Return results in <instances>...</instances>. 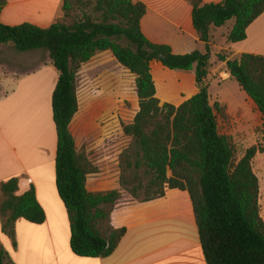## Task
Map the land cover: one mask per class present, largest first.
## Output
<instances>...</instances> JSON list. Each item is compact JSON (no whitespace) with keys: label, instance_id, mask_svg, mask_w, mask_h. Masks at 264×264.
<instances>
[{"label":"trees","instance_id":"trees-1","mask_svg":"<svg viewBox=\"0 0 264 264\" xmlns=\"http://www.w3.org/2000/svg\"><path fill=\"white\" fill-rule=\"evenodd\" d=\"M189 1L193 26L206 44L204 53L174 54L168 45L150 42L140 27L146 12L140 1L63 0L62 18L46 28L0 21V44L12 43L19 52L45 50L58 72L51 95L57 136L55 183L69 223L70 249L78 257L110 255L126 232L110 224L120 191L87 190L86 179L97 166L87 153L77 150L69 129L78 110L79 68L96 53L110 51L135 76L138 98L132 121L122 124V133L131 142L121 154V188L141 202L162 197L166 188L186 190L206 264H264V220L251 165L262 148L251 146L241 158L236 157L231 138L218 131L215 112L221 109L210 104L207 81L211 26L233 20L226 41H241L247 27L264 12V0ZM5 3L0 0V12ZM217 57L225 61L230 77L252 98L264 120V55L242 53L227 58L219 53ZM153 60L172 70L193 71L197 93L178 106L160 104L150 72ZM17 191V177L0 184L2 232L14 246L18 219L34 224L45 221L34 188L22 194ZM9 263L0 242V264Z\"/></svg>","mask_w":264,"mask_h":264},{"label":"crops","instance_id":"crops-1","mask_svg":"<svg viewBox=\"0 0 264 264\" xmlns=\"http://www.w3.org/2000/svg\"><path fill=\"white\" fill-rule=\"evenodd\" d=\"M132 1L146 6L140 27L150 42L168 45L174 54L206 52V44L198 38L192 23L189 0ZM202 1L219 3L223 0ZM62 4L63 0H6L0 21L9 26L30 23L46 28L62 18ZM232 26L226 31L215 26L210 28L209 87L212 80L225 83L232 78L225 61L218 59L219 53L227 58L242 53L264 55V12L247 27L245 39L227 43L226 36ZM34 51L40 52H19L12 43L0 44V184L17 177V194L33 187L45 213L42 224L24 219L15 222V246L2 232L0 219V242L8 253L9 264H206L189 194L178 188H166L162 197L142 202L131 196L124 197L127 192H122V198L110 214L113 227L126 229L117 248L103 258H84L72 253L69 223L55 183L57 136L51 95L58 72L47 51L48 61L37 60ZM103 52L110 51L95 55ZM19 58H23L21 63ZM150 72L160 104L178 106L198 91L193 71L172 70L153 60ZM107 78L105 76L106 81ZM225 87L220 95L212 94L208 88L210 104L224 108L222 116L215 112L220 134L230 137L235 146L262 148L255 153L251 165L259 183L260 215L264 220V148L260 142H264V120L255 102L240 86L239 89ZM98 98L93 99L92 105L106 101L108 96ZM82 105L84 102L78 101L73 119L83 111ZM105 112L101 110V114ZM73 119L69 125L71 133ZM83 129L87 139L94 134L89 122ZM107 130L105 125L95 134L104 135ZM72 136L77 150L81 151L82 141L79 145L73 133ZM119 174L120 170L113 171L100 164L99 169L87 177L86 188L90 192L119 190ZM167 175H171L170 170Z\"/></svg>","mask_w":264,"mask_h":264},{"label":"rangeland","instance_id":"rangeland-1","mask_svg":"<svg viewBox=\"0 0 264 264\" xmlns=\"http://www.w3.org/2000/svg\"><path fill=\"white\" fill-rule=\"evenodd\" d=\"M232 23L233 20H228L220 29L226 31L232 26ZM1 52L6 53L5 50H1ZM33 54H35L34 57L37 60H49L47 52L44 50L34 51ZM25 57L24 59L19 58L18 62L21 63L22 59L25 61ZM105 76H108L107 81ZM225 86L238 87L239 89V84L234 78H231L225 83L212 80L209 91L214 95H220L221 90L226 88ZM76 94L78 101H83L84 105H82L83 111L81 110L73 119L71 128L79 145L82 141L81 151L88 154L90 160L97 166V170L100 164L104 168L109 166V169L111 168L113 171L120 170L121 154L129 147L131 142L128 137L123 135L121 131L122 124L129 123L132 120L138 107L135 76L121 66L111 52L99 53L92 56L89 61L83 63L79 68L76 75ZM104 94L108 96L106 101H101L99 104L93 103L92 105L93 99H99L98 97ZM101 110H106V112L101 114ZM219 114L220 116L224 115L223 107H221ZM88 122L89 129L94 134L88 136L87 139L83 128ZM105 125L108 127L107 133L97 136L95 133H98L101 127ZM260 142L264 148V142ZM235 147L236 157L238 158L241 154H244L246 147L242 145ZM119 191L121 193L120 198H122V192L126 190L120 187ZM130 196V193L127 192L124 197Z\"/></svg>","mask_w":264,"mask_h":264}]
</instances>
